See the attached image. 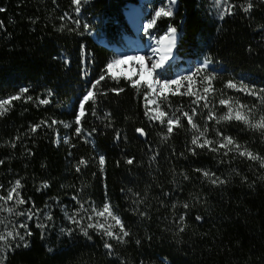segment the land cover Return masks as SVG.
<instances>
[{"label":"trees","instance_id":"trees-1","mask_svg":"<svg viewBox=\"0 0 264 264\" xmlns=\"http://www.w3.org/2000/svg\"><path fill=\"white\" fill-rule=\"evenodd\" d=\"M139 2L89 0L77 16L71 0H0V99L29 89L0 117V159L4 160L0 195H6L20 179L23 198H31L35 208L51 205L53 217L45 222L48 227L43 238L41 229L31 226L30 247L9 252L5 264H264V168L258 161L233 159L230 153L220 163L221 155L206 149H197L193 155L188 151L192 133L184 118V127L165 142L161 134L166 129L145 116L146 89L142 86L138 92L124 76H117V82L106 75L99 87L107 95L98 96L95 105H85L83 131L75 135L77 125L72 122L79 100L113 58L111 47L123 46L132 35L125 11L129 4ZM252 2L250 13L235 8L232 15L218 20L212 16L211 0H178L174 17L158 20L151 33L161 36L169 24L177 28L179 43L172 66L186 67L188 60L195 63L210 58V70L217 73L213 80L217 94H227L225 83L230 79L264 88V0ZM165 3L151 0L150 7L157 9ZM66 12L81 21L75 31L69 30L76 28L73 21L60 19ZM85 23L90 26L87 31ZM172 66L164 72L168 77L175 70ZM112 88L124 91L117 94ZM29 95L30 101L26 100ZM42 99H50V103L39 104ZM170 103L173 110L182 105L189 114L195 107L179 95ZM93 107L96 116L91 114ZM105 113H111L110 127L109 120L103 119ZM45 120L72 126L57 123L51 128L42 125L35 133L29 131ZM137 128H143L147 136L137 133ZM218 129L264 156V139L258 132L240 122L218 124ZM87 133L92 135L86 141ZM65 136L69 143L64 142ZM209 139H215L213 133ZM101 155L105 157L103 172L98 163ZM81 158L88 164L77 172L75 166ZM128 158H134L133 164L125 162ZM196 169L214 172L228 182L213 185ZM45 181L49 187L42 188ZM105 184L108 199L131 232L127 243L113 242L111 256L100 234L92 229L91 239L79 229L71 236L60 232L76 227L66 220L61 207L67 206L70 213L79 208L73 199L77 193L86 208L92 201L102 206ZM139 200L143 201L139 210L146 211L147 217L132 211L133 201ZM184 203L189 209L183 208ZM185 212L184 222L178 224ZM197 216L204 219L198 221Z\"/></svg>","mask_w":264,"mask_h":264},{"label":"snow or ice","instance_id":"snow-or-ice-1","mask_svg":"<svg viewBox=\"0 0 264 264\" xmlns=\"http://www.w3.org/2000/svg\"><path fill=\"white\" fill-rule=\"evenodd\" d=\"M74 13L79 16L81 13L82 8L89 3V0H71ZM216 8L218 10V18L223 20L226 15H232L233 9L237 7V5L232 4L229 0H215ZM240 8L243 9L245 13H250L251 10L254 8V4L252 0H247L246 5H239ZM3 11V9H0ZM178 11V0H167V3L164 6L158 7L152 16V19L148 21L145 25L144 30L147 32L150 29H153L157 21L162 18H172L175 15V12ZM61 20H71L76 25L75 29H69L70 31H75L81 26L80 19L73 20V17L70 13H65L63 16L60 17ZM0 27H2V22H0ZM61 27V30H63ZM84 30L87 31L89 29V25L85 23L83 25ZM178 38L177 28L171 24H169L167 31L161 36L156 42L158 45L166 44V47L161 48H153V54L157 55L158 58L152 61L151 68H147L144 61L146 59H151L150 57L146 58L143 55L137 56H120L112 61H110L105 70L101 72L99 77L91 83L90 88H88L85 94L80 98L78 103V112L75 117V120L72 123H75L77 127L75 128V135L80 136L82 134V125L81 121L86 117L87 112L85 109V105L88 102H92L93 105L96 104L98 96H106L107 91H104L101 87V82L105 80L106 75L113 79L117 80L118 77L115 72L112 70L117 66L124 64L126 61H139V79H132V76L127 75L126 73H122L125 79L131 81V86L139 92L140 88L143 86L146 91L144 92V100L146 101L145 107V116L152 122H159L162 125L166 132L162 133V139L166 142L171 136L174 134L176 129L183 128L184 125L181 123L182 118L186 119L188 125L190 126V130L193 132L191 137L190 146L188 147V151H190L193 155L197 154V149H206L207 151L217 153L221 155L220 163L226 162L223 158L228 157L230 153L234 154L233 159L236 156L247 158L250 161L256 162L258 161L261 168H264V156H261L259 153H254L251 151L247 146L241 145L235 141L232 136L225 135L222 131L218 128H213L211 131L213 132L215 139H209V127L207 121H215L216 124H222L227 122H240L242 123L247 129L252 131L260 132L264 135V113L256 115V106L253 105L249 107L247 105L240 104L238 100L235 102L233 101L232 97L228 98H221L219 99V105L225 106L227 111L220 116H217L216 111H214L216 104L210 103L209 97H215L216 90L212 86V81L217 78V73L212 72L207 75H203L200 77L199 83L203 85L202 92L201 91H194L193 85L197 83L195 77L200 76L202 72L209 68L212 61L210 58L206 57L199 66L193 72H189L187 75L177 76L175 79H162L164 65L171 57V53L173 48L176 47ZM153 39H156L153 37ZM160 70V71H158ZM155 77V78H153ZM185 82H187V89L185 92H181L180 89L184 87ZM173 86H175L173 88ZM225 88L227 89H234L237 92L244 93L248 96L255 97L259 104L264 106V88L257 89L255 86L249 87V85L244 83V80H240L239 82L235 81L234 79H230L225 83ZM29 89L27 87L21 89L19 93L14 96L0 99V117L4 116L11 110L12 101L20 100L25 93H27ZM111 92L119 94L123 92V88H112L110 89ZM172 95H181V96H190L195 97L192 103L195 107L190 109L191 114L189 111H184L183 106H178L174 110H172V105L170 102L167 103V108L171 110V114L169 111L163 110L161 107L162 101H168V93ZM48 96L51 97L52 93L49 90ZM32 96H27L26 100H32ZM39 104H49L50 99H42L38 101ZM201 102H203L202 110L200 113L197 112V108L201 107ZM150 105H156V107L152 108L149 107ZM203 109H208V113L204 116V126L201 128L200 124L194 121V117L201 116ZM179 113V115H177ZM93 116L97 115L96 108H92ZM103 119L109 120V124L107 126H111L110 119L111 113H105ZM57 123L63 124L65 128H69L72 126V123H65L63 121H56L52 120L51 124L48 123L47 120L41 121L39 124L32 125L30 127V132L35 133L37 129H39L42 125L47 127H53ZM137 133L141 136H147V133L143 128H137ZM91 133H87L84 135V139L87 141L89 137H91ZM16 139H20V137H16ZM60 136L57 132V139L56 142H60ZM65 143H69V138L65 136L64 138ZM116 139H120V133L117 132ZM12 147H15V142H10ZM74 147V145H72ZM30 154V150H29ZM181 156L184 153H180ZM153 161L156 159V155H153L151 158ZM127 164L131 165L134 162V158H128L125 161ZM4 163V160L0 159V165ZM98 163L101 168V172H103L104 164H105V157L103 155L99 156ZM119 163V162H117ZM88 161L81 158L79 163L75 166L76 171L79 172L81 167H87ZM197 172H200L203 177H205L211 184L213 185H224L228 181L226 179H222L221 177L217 176L216 173L210 172L204 169H196ZM236 170L233 169V172ZM239 174V173H237ZM185 179L188 177L185 175ZM264 179V177H261ZM243 180L246 182L247 177H243ZM4 186L0 185V189ZM42 188L49 187L48 182H43ZM105 187V200L102 206L97 207L95 202L92 201L89 203V206L86 208L85 203L81 202L78 198L79 193L73 196V199L79 204V208L74 209L71 213L68 211L67 206L61 207V211L64 212L66 220L71 224L75 225L76 227H69V228H61L60 232L64 235H69L79 229V231L88 239H91V235H89V229H92L97 234H100L101 239L104 240V248L108 250V254L111 256L113 255L114 244L122 245L127 243L128 237H130L131 232L128 228H126L124 221L118 215L119 209L108 199L107 195V185ZM23 188L21 184V180L17 179L12 184V186L7 190L6 195H0V212H6L10 216L15 217H24L23 221L16 223L15 221H9L7 217L0 218V225L4 226V230L0 231V256H3V259H0V264H4V260H6L8 252H14L15 249L20 248L21 246L24 248L30 247V237L33 235L31 229L29 228L30 221H36V227L41 229V238L45 235V229L48 227L47 224L43 222L52 221V211L51 205L46 204L44 209L35 208L34 202L29 200H25L21 195L20 189ZM38 191L40 189H37ZM121 191H125L121 189ZM130 191V190H129ZM139 196V193L135 194ZM167 195V194H165ZM9 202H12L9 206ZM32 203V207L27 208L26 210L18 211L17 209L21 205H25L28 203ZM136 205L132 211L139 214L141 217H147L148 213L141 212L139 210V204L143 203L142 200L133 201ZM56 204L59 205V200L56 201ZM173 207L175 208L176 205L174 204ZM189 204L184 203L183 208L189 209ZM46 209V210H45ZM43 213V220H41V214ZM187 212L180 215L178 220L176 221L178 224H182L185 220V216ZM101 218L103 222H101ZM204 217L197 216L196 220L202 221ZM11 224L9 228L8 225ZM20 229H23V234L21 233ZM180 232L184 231V227L179 228ZM150 239V238H149ZM12 241L15 243V248L13 247ZM137 244L140 243L139 240L136 241ZM49 251H52L49 249ZM123 264V262H121ZM143 264V262H141Z\"/></svg>","mask_w":264,"mask_h":264},{"label":"rangeland","instance_id":"rangeland-1","mask_svg":"<svg viewBox=\"0 0 264 264\" xmlns=\"http://www.w3.org/2000/svg\"><path fill=\"white\" fill-rule=\"evenodd\" d=\"M164 1H166V3H167V0H164ZM229 2L232 3V4L237 5L236 8H240L239 5H242V4L246 5L247 4V0H229ZM150 3H151V0H142V2H141V6L142 7L140 9V18L142 20L143 27L141 26L139 34H136V36L134 38L133 37L127 38L126 41H125L124 46H122V47H116V46L113 47L114 55H113V58L111 59V61L113 59L117 58V57H120V56H129V57H131V56L141 55L142 53H144V54H146V55H148L150 57L151 56L154 57L152 49L155 48V46L148 47V43L149 42L154 43V40H158L160 38V36H158L156 34H152L151 33V29L148 30L147 32L144 30L145 25L148 23V21L150 19H152V18L146 19V16H151L152 17L153 14H154V11L156 10V9H152L150 7L151 6ZM165 4L160 5V6L158 5L157 7L164 6ZM211 9H212V16L215 19L220 20L218 18V10L216 8L215 0H211ZM234 9H233V11H234ZM126 13H127V10H126ZM128 20H129V18H128ZM129 23L131 24L130 20H129ZM140 25H141V23H140ZM153 37H155L156 39H153ZM141 47L145 48V50H143ZM202 61L203 60L196 61L194 64H192L191 61H188L187 64H186V67H183V68L180 67L179 69L176 68V66H174L175 70L172 71L173 74H172L171 77L166 76V74L164 73L166 68H168L167 67L168 65H167L162 70L163 71V75H162L161 78L162 79H175L177 76L187 75L189 72L195 71V69L199 66V64ZM139 63H140L139 61L129 60V61H126L124 64L117 65L112 71L115 72L117 76H123L122 73H126L127 75L132 76V79H134V80L135 79H139L140 78L139 75H138ZM151 64H150V67H151ZM210 73H212V72H211L210 66H209V68L206 69L204 72H202L200 74V76L195 77L197 83L193 85V90L194 91H201L202 92L203 85H201L199 83L200 77H202L203 75L210 74ZM212 86H213V81H212ZM174 87L175 86H173V88ZM186 89H187V82H185L184 87H182L180 89V91L181 92H185ZM173 96L174 95H172L171 92H170V93H168V101H162L161 102V107L163 108V110L169 111L170 114H171V110L167 108V103L170 102V100L172 99ZM179 96H181V95H179ZM183 97L187 98L189 100V102H191V105H190L191 107L194 106L192 101L195 99V97H190V96H183ZM218 97L225 98V99L228 98V97H232L234 102L236 100H238L240 104L247 105L249 107H252L253 105H255L256 106V115L257 116L259 114L264 113V106L260 105L258 100L255 97H251V96H248V95H246L244 93L237 92L234 89H228L227 90V94L221 95V94H217L216 93L215 97H212V96L209 97L210 103H215L216 104V107H215L214 111H216L217 116L223 115L227 111V108L225 106L219 105ZM202 106H203V102H201V107L197 108V112L198 113L201 112ZM149 107L154 108V107H156V105H150ZM183 109H184V107H183ZM172 110H173V107H172ZM207 113H208V109H203V112H202L201 116L194 117V121L196 123L200 124L201 128H203L204 123H205V120H204L203 117L206 116ZM232 122L233 123H238L236 121H232ZM207 124H208V127L210 129V131H209V136H210L213 133L211 130L213 128H218V124H216L215 121H207ZM191 133L193 135L192 131H191ZM258 133L261 136H263V139H264V135H262L260 132H258ZM11 203L12 202H9V206L11 205ZM26 209L27 208L25 207V205H21V206H19V208L17 210L18 211H22V210H26ZM2 217H7L9 221H15L16 223H19L20 221L24 220V217L10 216L6 212H0V218H2ZM41 220H43V213L41 214ZM43 222L45 223L47 221L43 220ZM31 226H35L36 227V221H30L29 222V228L30 229H31ZM8 227L10 228L11 224H9ZM3 230H4V226L0 225V231H3ZM20 231L23 234L24 230L20 229ZM31 231H32V229H31ZM9 243H12L13 247L15 248V243L14 242L9 241ZM0 259H3V256H0ZM5 263H6V260H4V264Z\"/></svg>","mask_w":264,"mask_h":264},{"label":"bare ground","instance_id":"bare-ground-1","mask_svg":"<svg viewBox=\"0 0 264 264\" xmlns=\"http://www.w3.org/2000/svg\"><path fill=\"white\" fill-rule=\"evenodd\" d=\"M140 9H141V7L136 6V5H132V7L129 10H127V16L129 18V20H130V22H131L134 30H136L137 33L140 32L141 26H143L142 20L140 18ZM140 23H141V25H140ZM176 45H177V43H176ZM149 46L150 47L151 46H155V48H161V49H163V48L166 47V44H164V45H158L157 42H156V40H154V43L149 42ZM142 49L145 50V48H142ZM175 49H176V47L173 48L172 53H171V57L167 61V63L164 65V67H166L173 60ZM141 55L145 56L146 58L150 57V56H148V55H146L144 53H142ZM153 56L154 57H152V56L150 57L151 59H146L144 61V63H145V65H146L147 68H151L150 67V64L152 63V61L153 60H156L158 58V56L155 55V54H153ZM158 71H160V70H158Z\"/></svg>","mask_w":264,"mask_h":264},{"label":"water","instance_id":"water-1","mask_svg":"<svg viewBox=\"0 0 264 264\" xmlns=\"http://www.w3.org/2000/svg\"><path fill=\"white\" fill-rule=\"evenodd\" d=\"M144 137V136H143Z\"/></svg>","mask_w":264,"mask_h":264}]
</instances>
